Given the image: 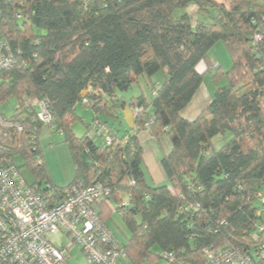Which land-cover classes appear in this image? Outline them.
Wrapping results in <instances>:
<instances>
[{"label": "trees", "instance_id": "trees-1", "mask_svg": "<svg viewBox=\"0 0 264 264\" xmlns=\"http://www.w3.org/2000/svg\"><path fill=\"white\" fill-rule=\"evenodd\" d=\"M255 34L261 39L252 44ZM0 40L14 58L0 71V105L14 99L9 118L23 128L0 132V163L20 153L36 177L46 175L38 146L43 123L38 107L27 104L37 99L46 103L48 125L65 135L76 167L67 186L45 185L56 191L77 180L107 186L129 231L126 257L140 262L171 251L198 263L203 247L250 237L263 219L256 195L264 191V0H0ZM218 42L231 61L226 71L210 68ZM200 62L212 81L224 77L226 84L188 120L180 113L202 84ZM158 71L164 75L159 84L152 82ZM139 76L153 94L150 101L132 97L134 127L121 133L113 121L120 122L125 106L118 93ZM78 106L91 109L87 128L98 119L110 144L72 133ZM142 129L159 142L169 139L160 158L168 184L146 179L134 133ZM226 131L230 138L211 150V139ZM109 215L102 205L101 219Z\"/></svg>", "mask_w": 264, "mask_h": 264}, {"label": "built area", "instance_id": "built-area-1", "mask_svg": "<svg viewBox=\"0 0 264 264\" xmlns=\"http://www.w3.org/2000/svg\"><path fill=\"white\" fill-rule=\"evenodd\" d=\"M260 39L259 34L253 35L252 44ZM12 64L13 53L7 42L0 40V71ZM217 67L216 62L210 66L212 71ZM27 104L37 106L38 120L49 124L45 102L33 99ZM91 128L110 144L98 119L91 122ZM7 129L21 132L23 128L18 121L0 115V132ZM44 188L29 183L11 159L0 163V264H74L71 258L76 254H81L78 264H118L126 257L123 243L96 209L99 202L108 200L107 186L77 180L61 191L50 184ZM256 202L262 214L264 191L257 193ZM160 264H264V219L252 225L250 237L241 244L203 247L198 263L165 251Z\"/></svg>", "mask_w": 264, "mask_h": 264}, {"label": "rangeland", "instance_id": "rangeland-1", "mask_svg": "<svg viewBox=\"0 0 264 264\" xmlns=\"http://www.w3.org/2000/svg\"><path fill=\"white\" fill-rule=\"evenodd\" d=\"M220 1V0H217ZM195 8L190 7L189 12L193 13ZM183 10H178L176 15H179ZM198 16V15H197ZM209 57L212 58V62L216 61L221 65L222 70L226 71L230 64L229 55L221 42H218L213 46L209 52ZM164 80V75L162 71H158L153 77L152 82L162 83ZM214 88L218 86H223L226 84V79L222 77L217 83L212 81L211 75L209 73L205 74L202 80V84ZM151 84L146 77L139 76L138 79L131 85V87L123 92H119L118 95L121 99L125 101V106H127L132 99V97L141 96L147 101L151 99ZM30 101V100H29ZM28 102V100H27ZM15 100L9 99L7 102L0 105V115L9 118L14 113ZM77 114L81 118H77L70 124V129L72 133L77 137H82L86 134L93 136L92 128H87V123H89L94 116L90 108L86 106H78ZM120 122L113 120L115 125L124 133L130 128L125 123L124 117L120 114ZM134 133L137 135L138 140L143 149V171L145 173L146 179L149 184H168V181L162 171L160 166V158L162 155V148H169V139L166 136L160 138V142L153 136L149 135L148 131L145 129L135 130ZM132 134V133H131ZM64 134H60L56 127L50 126L48 124H43L38 132V146L43 155L44 162L46 165V175L41 177H36L35 174L30 170V166L27 164L24 156L20 153L15 154L11 160L15 165L19 167L22 175L29 183H37V179L40 180L42 186L50 180L53 184L58 187H65L71 181H73L76 174V167L73 162L69 147L64 141ZM230 138V133L228 131L224 133H219L211 139L210 149H219L222 144H224ZM211 153V152H209ZM123 200H127V195L123 194ZM113 203V202H112ZM262 206V205H261ZM110 227L115 231L117 238L123 244L127 243V237L129 236V231L127 230L122 218L118 214L110 216ZM262 218L264 219V206H262ZM104 221H106L104 219ZM66 239L63 238L62 242ZM76 252V250H74ZM71 260L74 264H78L81 260V254H76ZM161 259L158 257L153 259H143L142 261H137L129 256L121 259L118 264H160Z\"/></svg>", "mask_w": 264, "mask_h": 264}, {"label": "crops", "instance_id": "crops-1", "mask_svg": "<svg viewBox=\"0 0 264 264\" xmlns=\"http://www.w3.org/2000/svg\"><path fill=\"white\" fill-rule=\"evenodd\" d=\"M190 7L188 8V11L190 10ZM193 7L195 8V11H196V7L195 6H193ZM210 61H211V63L216 62V61L212 62V58H210ZM218 67L222 70L221 65L218 64ZM197 69L199 72L203 73V77L207 73L212 75L211 71L206 70L205 64L203 62H200L197 65ZM208 85H209L208 83H207V85H204V86H203V84L200 85V87L195 92L191 102L185 108H183L181 110L180 114L182 117H184L188 120H193L203 109H205L208 106V104L211 101V97L214 93V90H215V88L212 86V84H210L211 87ZM152 94H153V91H151V96H152ZM145 130H147V129H145ZM42 157H43V155H42ZM43 160H44V158H43ZM143 160H144V158H143ZM100 203H98L96 205V209L98 210V212H100L102 210V205H105L106 209H108L110 211L109 217L105 218V220H106L105 223L110 228V230L116 235L115 231L110 227V222L108 220H110L111 215H114V214L120 215V212L118 211V209H116L115 203H112V201H110V200L103 202V204H100Z\"/></svg>", "mask_w": 264, "mask_h": 264}, {"label": "water", "instance_id": "water-1", "mask_svg": "<svg viewBox=\"0 0 264 264\" xmlns=\"http://www.w3.org/2000/svg\"><path fill=\"white\" fill-rule=\"evenodd\" d=\"M122 114L125 120V123L128 125L130 129L134 127V115L132 110L128 106H124L122 110Z\"/></svg>", "mask_w": 264, "mask_h": 264}]
</instances>
